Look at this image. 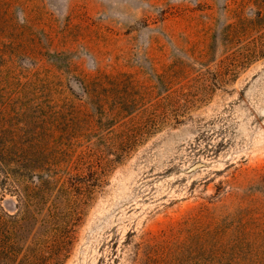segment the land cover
Masks as SVG:
<instances>
[{"label": "rangeland", "instance_id": "1", "mask_svg": "<svg viewBox=\"0 0 264 264\" xmlns=\"http://www.w3.org/2000/svg\"><path fill=\"white\" fill-rule=\"evenodd\" d=\"M0 160V264H264V0H0Z\"/></svg>", "mask_w": 264, "mask_h": 264}, {"label": "trees", "instance_id": "2", "mask_svg": "<svg viewBox=\"0 0 264 264\" xmlns=\"http://www.w3.org/2000/svg\"><path fill=\"white\" fill-rule=\"evenodd\" d=\"M0 168H6V163H5L4 161H1V160H0ZM19 197H20V199H23L22 196H19ZM23 202H24V201H23ZM23 202H22V203H23ZM149 262H150V261H149ZM149 262H148L147 264H156V263H154V262H153V263H149Z\"/></svg>", "mask_w": 264, "mask_h": 264}]
</instances>
